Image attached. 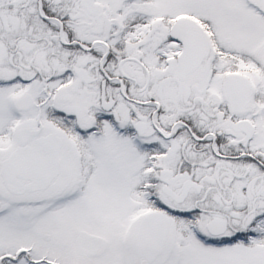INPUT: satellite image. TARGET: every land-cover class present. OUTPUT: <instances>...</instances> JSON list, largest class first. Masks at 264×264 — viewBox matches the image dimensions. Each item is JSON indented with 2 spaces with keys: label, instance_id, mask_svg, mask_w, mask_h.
I'll use <instances>...</instances> for the list:
<instances>
[{
  "label": "snow or ice",
  "instance_id": "obj_1",
  "mask_svg": "<svg viewBox=\"0 0 264 264\" xmlns=\"http://www.w3.org/2000/svg\"><path fill=\"white\" fill-rule=\"evenodd\" d=\"M0 264H264V0H0Z\"/></svg>",
  "mask_w": 264,
  "mask_h": 264
}]
</instances>
